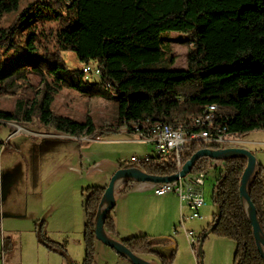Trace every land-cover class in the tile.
<instances>
[{
	"label": "trees",
	"instance_id": "1",
	"mask_svg": "<svg viewBox=\"0 0 264 264\" xmlns=\"http://www.w3.org/2000/svg\"><path fill=\"white\" fill-rule=\"evenodd\" d=\"M22 1L25 9L20 14ZM46 10L57 16H46ZM18 13L7 27H0V97L17 98L14 114L0 111V125L37 121L73 137H92L98 130L91 119L80 123L52 109L56 94L85 85L113 94L118 103L114 130L124 128L136 134L164 124L188 135L220 130L232 140L253 131L264 132V0H0V22ZM173 33L184 36L179 43L188 49L184 69L174 68ZM25 50L38 56L31 70H3L4 60ZM64 53L74 54L81 67L71 70ZM89 65L99 68V80H86L83 70ZM229 75L237 80L233 89H226L225 81L218 79ZM215 97L224 103L211 114V124L196 125L195 120L206 111L202 100ZM208 148L212 147L202 140L188 142L180 152L181 165ZM247 163L244 157L222 161L212 197L217 213L214 222L198 235L200 243L210 236L234 242V264H264L240 193ZM208 165V158H201L192 173L202 172ZM134 167L157 177L180 171L174 153L121 164V168ZM133 184L127 183L124 191H130ZM106 189L83 191L84 261L72 262L67 243L46 237L41 227V239L49 251L68 259L69 264H95V222ZM248 191L264 233L262 165ZM104 230L121 240L115 208L109 212ZM121 242L136 256L154 257L159 264L175 263L176 251L171 256L160 253L149 236Z\"/></svg>",
	"mask_w": 264,
	"mask_h": 264
},
{
	"label": "crops",
	"instance_id": "2",
	"mask_svg": "<svg viewBox=\"0 0 264 264\" xmlns=\"http://www.w3.org/2000/svg\"><path fill=\"white\" fill-rule=\"evenodd\" d=\"M18 122H2L0 127L1 148L14 145L24 152L33 155V171L29 177L31 192H27L31 198V205L27 204L26 213L32 219V224H41L56 242H66L69 255L73 259L70 246L74 241L79 242V257L75 262L82 263L85 259L86 248L84 244V232L86 227V214L84 210L83 191L92 187H108L114 174L121 168L123 161H128L124 148L126 145L141 143L136 134L126 129L114 130L107 125L104 133H96L95 136L73 137L61 133L51 126L52 130L43 132V129H33L24 122L23 132L15 134L13 127ZM9 127L6 128V127ZM11 128V130H10ZM98 130V129H97ZM23 133L27 135L23 136ZM101 135L100 138L97 137ZM241 147L254 152L258 164L264 167V132L253 131L244 136ZM101 149L97 150V147ZM1 154V152H0ZM153 155L146 151L141 157L136 154L132 157L143 159ZM126 158V159H125ZM38 163V167L36 164ZM40 185H39V184ZM38 186L40 190H37ZM126 184H122L115 192L116 207L115 219L121 240L149 236L153 241L155 250L171 256L176 251L175 264H180L179 255L187 252L189 260H193L190 253V242L187 232H195L197 235L207 229L215 218L217 209L203 208L201 219H189L188 207L181 208L179 199L171 194L165 197H157L154 194L156 186L134 182L132 189L125 192ZM29 190V191H30ZM37 190V191H36ZM38 198V199H37ZM184 215V219L182 217ZM211 217V218H210ZM212 239V238H211ZM210 238L198 248L201 258L193 248L195 264L204 263L205 244L210 243L212 251L218 252V258L222 264H234L236 245L234 242L223 239ZM121 240H117L121 242ZM189 243V244H188ZM196 249V251L198 250ZM99 254L103 253L111 259L107 264H131L124 256L113 249L97 242ZM58 255V254H57ZM57 264H67L60 255ZM185 257V258H188ZM144 261L159 264L154 257H141ZM214 255L211 256L213 264ZM216 264H218L215 261Z\"/></svg>",
	"mask_w": 264,
	"mask_h": 264
},
{
	"label": "rangeland",
	"instance_id": "3",
	"mask_svg": "<svg viewBox=\"0 0 264 264\" xmlns=\"http://www.w3.org/2000/svg\"><path fill=\"white\" fill-rule=\"evenodd\" d=\"M24 9L25 2L22 1L19 13L21 14ZM19 13L2 20L0 22V27H7L11 20L18 18ZM44 14L53 18L57 16V13L51 10L44 11ZM27 17L28 15L21 18L17 24H22ZM48 22L50 24L53 23V21ZM21 31V29L18 30V32ZM172 40L174 41V68L184 69L186 67L188 49L179 43L180 40H184V36L173 33ZM63 57L67 61L68 67L71 70H76L81 67L74 54L64 53ZM37 59L38 56L36 54L25 50L21 55L18 54L17 56L11 57V59L4 60L2 68L5 71H13L18 67L31 70L32 66L37 63ZM218 79L225 81L226 89H233L237 86L235 75H229L228 77L219 76ZM112 95L111 92L104 89L93 91V89H90L85 85H77L75 88H68L56 94L52 103V109L57 115L71 118L80 123H86L88 119H91L95 127L98 129V133H104L103 129L107 128V125L113 126L118 118V103L113 99ZM215 101L217 100L215 99ZM219 102L223 104L224 100L220 99ZM16 103L17 98L15 97H0V111L14 114L16 112ZM15 125L13 131L19 127L21 128L19 133L23 132L24 126H27L23 121L15 123ZM29 127L38 130L43 129L44 133L52 130L50 128H45L46 126L44 125L40 126L37 121H34ZM6 128L9 129L8 126ZM25 135L27 134L23 133V136ZM100 136L101 135H98L97 137L100 138ZM243 140H245V138L242 140L229 139V143L224 145V147H241V142ZM140 142L141 143L139 144L133 143L125 146L124 152H126L127 159H130V157L136 153L141 157L146 151L153 155L156 154L153 145L142 141ZM17 146L20 148H15L14 145L11 147L6 146V148H0V264H57L58 261L56 260H59L57 257L58 255L49 251L41 239V224L37 223V226L32 224V219H29L31 216L26 213L28 200L30 205L32 201L31 198L27 196V192H31L28 187V185H30L28 175L33 171V156L34 152H37L38 150H34L32 155L31 152H24L20 145ZM99 149H101V147L98 146L97 150ZM252 153L255 154L254 152ZM36 167H38V163L36 164ZM221 168L222 161L213 160L212 167L208 169L206 177V208L212 209L213 212L216 211L212 202L214 185ZM143 183L156 186V184L151 182ZM37 190H40L39 186ZM44 232L46 237L51 238L48 229H44ZM213 238L215 237L210 236L211 240H213ZM209 241L205 244V250L203 251L205 255L207 253L203 260L204 263L202 262V259H200V264H212V255H214V260L218 264H222V261L218 258L217 250L215 249V251H212ZM79 245V242L76 240L70 246L71 254L75 259L79 257ZM201 245V247H203L204 244L201 243ZM188 246L193 260H189L187 252L186 254L182 253L179 255L180 264H195L193 252L190 245ZM67 253L68 258L72 262H75L74 258L72 259L69 255L68 244ZM196 254L201 258L199 248L196 251ZM107 259L111 258L103 253L99 254L96 247L95 264H107ZM215 261L213 264H216ZM65 262L69 264L68 259H66Z\"/></svg>",
	"mask_w": 264,
	"mask_h": 264
},
{
	"label": "water",
	"instance_id": "4",
	"mask_svg": "<svg viewBox=\"0 0 264 264\" xmlns=\"http://www.w3.org/2000/svg\"><path fill=\"white\" fill-rule=\"evenodd\" d=\"M233 157H244L248 162L241 179L240 193L246 213L253 227L257 248L264 259V233L258 220L256 207L248 191L249 185L259 168V164L257 158L251 151L238 147L204 149L195 154L190 161L185 163L182 166L181 171L170 177L151 176L138 167L120 168L112 177L100 206V210L95 222L97 240L105 246L113 249L118 254L124 256L131 264H152L150 262L144 261L141 257L134 255L127 247L123 245L122 242L111 238L104 230L105 221L108 218L109 212L116 207L115 192L117 191L118 187L129 182H151L156 185L174 183L180 178H184L188 174L192 173L196 163L201 158L224 161Z\"/></svg>",
	"mask_w": 264,
	"mask_h": 264
},
{
	"label": "built area",
	"instance_id": "5",
	"mask_svg": "<svg viewBox=\"0 0 264 264\" xmlns=\"http://www.w3.org/2000/svg\"><path fill=\"white\" fill-rule=\"evenodd\" d=\"M86 75V80L94 81L99 80L101 72L99 68L95 65L85 66L83 70ZM202 117H211V115H204ZM197 119H201L197 118ZM212 119L210 118V124ZM147 129H152L147 128ZM21 129L15 130V134L19 133ZM139 141L146 142L154 146L155 155L159 157L167 156L168 154L174 153L176 154L177 160L179 162V170L181 171L182 165L180 163V152L184 150L187 143L192 140H202L209 144L212 148L209 149H219L225 148L224 145L229 143V138L227 137L226 142H218V136H210V135H201V138H189L188 135L184 133L172 131L171 125H166L163 130H155L154 137H146L145 135H138ZM1 148V146H0ZM147 157L143 159H147ZM209 160V165L202 172L198 173H190L184 178H180L177 182L169 183V184H157L154 194L157 197H165L167 195H175L181 204V208L188 207L190 210L191 220L201 219V211L206 206V197H205V183L208 169L212 167V161ZM137 161H142V159L132 157L128 161H123L122 163H133ZM184 219V215L182 220ZM188 240L190 242L191 247L196 253V249L200 244L199 235L195 232H187L186 233Z\"/></svg>",
	"mask_w": 264,
	"mask_h": 264
},
{
	"label": "bare ground",
	"instance_id": "6",
	"mask_svg": "<svg viewBox=\"0 0 264 264\" xmlns=\"http://www.w3.org/2000/svg\"><path fill=\"white\" fill-rule=\"evenodd\" d=\"M215 99L217 101H215ZM219 100H220V98H218V97L202 100V103L205 104V108H206L205 115H211V114L219 111V104H220ZM195 124L198 126H209L210 125V117H201V119H196ZM165 126L166 125L161 124V125H156V126L152 127V129H146V137H154L155 136V130H163V129H165ZM17 129H21V128L18 127ZM171 130L181 132V133H184L185 135H188L187 132L181 128L176 129L173 126H171ZM136 135H137V137H138V135H145V130L141 131V132L140 131L137 132ZM201 135L218 136V142H226V140H227V137L225 135H223V133L220 130L216 133H211L208 130H204L202 132L195 133V134L188 135V136H189V138H201ZM139 162H141V161H137V162H135V164H137Z\"/></svg>",
	"mask_w": 264,
	"mask_h": 264
}]
</instances>
